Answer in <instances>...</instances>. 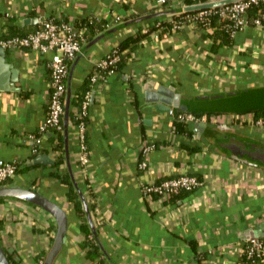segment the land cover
<instances>
[{"label":"crops","instance_id":"0c3cea01","mask_svg":"<svg viewBox=\"0 0 264 264\" xmlns=\"http://www.w3.org/2000/svg\"><path fill=\"white\" fill-rule=\"evenodd\" d=\"M171 3L164 8L157 0H0V38L16 36L14 29L30 34L41 19L132 20L170 9ZM155 20L127 26L100 40L72 70L75 60L70 62L66 89L72 71L73 99L92 77L96 62L127 37L146 34L147 22ZM217 27L214 23L204 32L185 26L146 34L125 52L122 69L91 89L87 183L77 170L78 144L70 122L68 152L76 185H81L91 213L88 234L68 201V187L54 175L69 172L63 133L64 164L56 165V134L49 132L38 155H49L55 164L31 165L35 158L28 135L44 122L48 111L53 54L4 50L8 79L13 77L15 86L0 90V160L21 165L12 185L45 195L65 208L69 219L64 245L53 254L56 221L30 203L0 199V244L11 264H94L87 258L86 240L98 246L109 264H239L246 235L264 223V167L237 159L226 144L264 146V129L232 122V113L196 112L220 115L218 122L228 128L210 122L186 124L193 135H184L175 129V124H182L175 119L180 113L148 103L145 96L149 87L161 86L173 87L186 97L264 88V31L250 26L227 44ZM247 105L233 111L247 110ZM147 145L153 149L145 155ZM144 160L146 170L140 169ZM184 175L198 177L203 185L170 202L156 197L151 202L143 195L141 188L147 182Z\"/></svg>","mask_w":264,"mask_h":264},{"label":"built area","instance_id":"2783aa9c","mask_svg":"<svg viewBox=\"0 0 264 264\" xmlns=\"http://www.w3.org/2000/svg\"><path fill=\"white\" fill-rule=\"evenodd\" d=\"M185 0H173L171 8L184 7ZM224 0H204L199 4H208ZM167 0H157L159 7L166 8ZM167 8H169L167 6ZM252 9H257L256 16L250 14ZM10 16V12L6 13ZM182 15V14H180ZM186 15L181 21H171L172 30H180L188 26L202 24L208 31L215 23V18L228 21L227 28L230 30L231 37L237 33L254 26L264 31V0H238L230 5L211 8ZM102 21L110 29L113 24L122 23V19L116 16L113 21L107 22L100 17H94ZM85 27L78 28L75 22L52 21L41 19L36 31L25 36H10L0 38V48L5 51L20 53L25 50L40 51L42 53H52L53 58L50 62L51 82L50 99L48 111L44 122L38 129L29 134L28 137L33 143V152L40 153L43 147L44 136L49 133H63V115L66 96V80L69 73V63L72 62L81 52L83 45L89 40ZM121 61V56L116 48L112 49L103 59L95 63V71L90 78L91 88L95 85H102L106 82L107 75L117 72L116 66ZM91 91L85 96L84 101L74 108L71 120L72 127L76 131L78 153L76 155V165L81 179L87 183L88 171L91 164V153L87 139V120L89 117L88 109L90 104ZM220 115L198 116L193 113H180L175 115L178 123L199 124L216 123L220 128H228V124L218 122ZM231 121H238L242 125H249L256 129H264V116H258L254 112L246 114H233ZM153 145L143 148L145 155L149 154ZM21 165L18 162L0 160V186L7 181L15 178ZM147 162L144 160L140 164V169L146 170ZM90 184H87V186ZM203 183L193 175H184L161 182H147L142 185V192L147 199L153 202L156 197L159 202H170L173 197L184 191H194L201 187ZM239 264H264V237L247 240L242 247ZM42 264V261L38 262Z\"/></svg>","mask_w":264,"mask_h":264},{"label":"water","instance_id":"95a60500","mask_svg":"<svg viewBox=\"0 0 264 264\" xmlns=\"http://www.w3.org/2000/svg\"><path fill=\"white\" fill-rule=\"evenodd\" d=\"M238 0H224L208 4H197L192 6H184L178 8H170L162 11H158L149 15L138 17L136 19L129 20L123 24L117 25L116 27L109 29L85 47L82 48L81 52L74 59V63L71 67L75 66L82 54H84L91 46L98 43L100 40L111 35L112 33L119 31L127 26L138 24L143 21L153 20L165 16H170L174 14H188L198 11L208 10L211 8L222 7L230 5ZM8 66L6 63V52L0 48V90H8V85L15 86L14 78L9 76ZM71 76L72 71L69 74V80L66 89V100L63 115V135L65 142L66 151V163L68 167L69 174L72 177V181L76 184L75 175L73 173L71 162L69 158V125L71 116V103L73 99V90L71 86ZM146 100L148 103L158 104L160 107L165 108L167 111L175 109L174 113H196V112H207L214 114L222 113H232V114H246L258 110L264 109V88L259 89H244L238 91H228L222 94H216L211 96H199V97H186L175 92L173 87L161 86L159 88L149 87L145 93ZM247 103L250 106L249 109L244 111H233L234 108ZM174 108V109H173ZM198 127V125H195ZM206 126V125H202ZM226 149L237 159L246 160L251 165L264 167V146L248 145L245 143H227ZM54 161L47 154L38 155L31 163V165H54ZM77 190L80 193V197L83 200V205L86 209L87 217L89 219L90 225L92 224L91 213L87 209V203L83 198L81 189L76 185ZM10 198L14 200H19L22 202H27L35 205L45 212H47L57 224V232L55 236L54 247L52 253L54 254L59 248L64 245L66 235L68 232L69 219L65 208L49 199L45 195L36 192L32 189L5 184L0 186V199ZM264 237V223L259 225L255 230L250 231L246 235L247 240L256 239ZM0 264H11L6 251L0 244Z\"/></svg>","mask_w":264,"mask_h":264},{"label":"trees","instance_id":"16d2710c","mask_svg":"<svg viewBox=\"0 0 264 264\" xmlns=\"http://www.w3.org/2000/svg\"><path fill=\"white\" fill-rule=\"evenodd\" d=\"M202 1H204V0H185L184 5L185 6L197 5ZM169 3H170V0H167L166 6ZM256 13H257V9H252L250 11V14H252L254 16H256ZM185 16L186 15L174 14V15H170V16H166V17H161V18L156 19L155 21H152V22H147L148 23V25H147L148 30H147L146 34H149V33H152L154 31H158V30H160L161 33H164L167 30H171V28H172L171 21H181V20H183V18ZM128 20L129 19H123V23L128 21ZM214 20L218 26L217 27L218 31H221V33L223 34V36L226 40V43L231 44L232 37L230 35V30L226 27L228 21L221 20L218 17H216ZM75 25L78 28L85 27L87 29L86 35H87L88 39H92L96 35H98L99 33L107 31L109 29L108 27H106L104 25V23L102 21H98V20H96V18H94L92 16L85 18L83 20H80V21H75ZM110 29H111V27H110ZM195 30H199V31L204 32V30H206V29L202 24H196ZM146 34L136 33L132 36L127 37L125 40H123L122 42H120L118 44V46L116 47V50H117V53H119L121 56V61L116 66L117 72L120 71L125 64V62H124L125 61L124 60L125 59V56H124L125 52L128 49H130L131 47H133L135 44H137L141 40V38L143 36H145ZM13 35L25 36L28 34H20L19 31L14 29ZM91 89L92 88H91V84H90V79H89V81L86 80V82L83 86V90L80 93H77L75 95V97L71 103V108L75 107V106L77 107L78 105H80L84 101L85 96L91 91ZM254 113L258 114V116H264V109L254 111ZM73 119H74V117H73V114L71 113V120H73ZM175 129L177 132L182 133L184 135H188V136L193 135L192 130H190L186 124H175ZM56 141H57V145L55 147V151L59 152L56 165L60 166L61 164H64V161H65L62 133L56 134ZM37 156H38L37 152L32 153L31 158L34 159ZM54 175L57 176L66 187H68V194H67L68 201L72 204L74 210L81 217V219H83L84 224L82 226V229H84V231L87 232V234H88L90 232V229H89L90 224L88 225V223H87L86 209L83 208V200L80 197V193L77 190L76 184H74V182L72 181L71 175L67 171L63 174H61L60 172L57 171L54 173ZM77 183H78V181H77ZM6 184H12V182L7 181ZM79 187H80L81 191H83L80 184H79ZM190 192H192V191L181 192L179 195L173 197L172 200H179L182 198V196L184 194H187ZM1 200H3V199H1ZM91 210H92V207H91ZM86 243H87V246L89 247V251L87 253V258L92 263H94V264H109L107 262V260L103 257L102 253L99 251L98 246L91 243L89 240H86Z\"/></svg>","mask_w":264,"mask_h":264}]
</instances>
